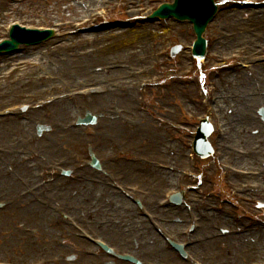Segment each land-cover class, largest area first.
Masks as SVG:
<instances>
[{"label":"rangeland","instance_id":"obj_1","mask_svg":"<svg viewBox=\"0 0 264 264\" xmlns=\"http://www.w3.org/2000/svg\"><path fill=\"white\" fill-rule=\"evenodd\" d=\"M80 1L78 4L76 0H22V4L20 5H12L9 6L8 0H0V3L2 4V8L0 9V26L4 25L5 22L10 17H16L18 19H21L23 23L28 24H34V25H40V26H48L51 27L55 23L58 22H65L66 20H79L86 16L88 13L87 10L89 9H97L101 4L102 0H78ZM106 1V0H105ZM137 1L138 6L135 7V5L131 4V0H119V3L121 5V8L125 11L127 8H130L131 10L129 13H123V18L121 19L122 24H127L130 21H134V16L148 13V10H151V8H156L159 3H156L153 0H133ZM165 2H170L171 0H164ZM140 6V7H139ZM140 8L141 13L134 9ZM79 11V12H78ZM135 11V12H134ZM256 11V10H255ZM131 12H134V16L131 14ZM230 12V11H229ZM228 13V12H227ZM225 13L224 21L226 28L224 29L225 33H231L235 31H239L241 28H233V27H240L238 23V18L241 20V22L245 21L247 23L248 16H253V11L244 10V11H231V15ZM257 15V17L254 19H251V25L249 26V30L243 32V35L239 39H235V48L239 47L240 45H243L244 42H248L253 44L256 48H258L261 44H263L262 41H260L259 36L264 37V21L260 20V18L264 17V11L257 10V12H254ZM238 16V18H235L234 16ZM248 15V16H247ZM112 21L111 17H107L105 21L102 22H110ZM119 22V23H120ZM237 22V23H235ZM125 26V25H122ZM224 26V27H225ZM189 30L186 25H180L173 22H165L164 23H155V24H148L145 26H135L133 28H127L122 27L113 30L108 31H102L99 35L98 33H95L94 35H88L83 38H68L62 43L58 49L53 48L51 43L46 44L40 49L33 48L29 51H26L22 53L19 56H15L12 62L15 63V65L19 62H24L22 66L19 68V71L15 74L14 77L9 78L7 76L8 74V68L4 69V78L0 79V109L8 106L9 104L18 103L23 104L24 100L18 98L20 96L27 95L28 96V104H31L32 108H37L36 106L38 104H41V102L44 100L43 98H46L51 95H59L66 93L70 88V86L77 85L79 81L86 79L88 82H92L95 80L96 76L90 74L92 73V69L103 67L105 65H109L113 63V65H123V67L120 69L123 72H121L120 76L114 77V80H118L120 78H126L128 79L130 76H132L133 68H135V71L139 69L141 65L149 66L151 62L158 63V68L155 72V75H165V74H173L176 77H179L183 70H185L189 65L190 61L188 59L187 54H179L177 55L172 61L168 60H162L159 56L160 52L163 51L165 48H167L169 45H175V43H185L188 44L190 40L193 37L192 32L190 33L187 31L185 33V30ZM68 30V29H66ZM129 32H133L132 34H129ZM250 34V35H248ZM67 36V35H65ZM125 37V38H124ZM135 37V39H133ZM122 38V39H120ZM58 43V41L56 42ZM54 49L59 50L54 53ZM30 54V55H28ZM53 54V55H52ZM147 58H146V57ZM166 62L164 66L160 62ZM117 62V63H115ZM51 64L50 67L56 68L50 70L52 73L49 74L48 72L42 71V68L47 66L48 64ZM34 65V66H33ZM181 65V66H179ZM5 66L4 63L0 62V69ZM17 67V66H16ZM37 68V69H36ZM45 70V69H43ZM256 74H258L257 71H255ZM199 72L197 70L194 71V74L191 77H188L184 80H187L186 83H184L183 79L182 81L175 82H166L165 84H162L160 87L151 90H144L140 91L138 88L129 89L128 91H121L116 92L118 99L125 100L126 103H114L115 105H111L112 102L104 104L105 107L102 108L100 106H97V108H94L93 106H89L87 103V100L80 99L75 100L76 107H79L81 110L92 109V112H107L110 109L116 107L117 113L120 115H125V117H128L130 120V124L133 122L132 120L135 119V123L128 126L129 128L132 127V129L135 126V129L142 126H147L148 130H150V133H153V127L157 128L158 125H156L154 122L155 120L151 119L148 115L142 113L140 108H146L150 111H152L153 116H162V117H168V109L171 108L174 110H177L178 104H179V98L184 99L189 106L195 107L197 110H202V106L200 103L199 98L195 95V87H199V82L197 81ZM205 74L206 72L203 71ZM42 77H48L49 79L44 80L43 83L38 81V76ZM154 74H149V76H152ZM89 76V78H87ZM56 77V78H54ZM45 79V78H44ZM11 80L15 81V85L11 86L10 82ZM49 80V81H48ZM195 82V83H194ZM259 82L263 85L264 88V82ZM253 84V82L251 81ZM35 84V85H34ZM46 84L47 89L45 90L42 86ZM195 84V87H194ZM39 85V86H38ZM51 88V89H50ZM182 89V92H180ZM53 90L54 92H52ZM253 90V87H252ZM15 97V98H12ZM135 98L138 99L136 102V108L135 104L132 103V100ZM103 99V98H102ZM12 102V103H10ZM140 102L141 104H139ZM125 104H127L129 109V112L125 114V112L120 109L119 106L123 107ZM112 107H111V106ZM164 106V108H160ZM166 106V107H165ZM102 108V109H101ZM256 106L254 107V109ZM137 109V113L134 112V110ZM145 109V110H146ZM51 111L53 109L45 108L42 112V117L36 116L37 113L34 111H30L26 115V119H30L26 124L28 125L26 130L24 132H18L14 130H18L20 127V124L23 120H16L9 118L6 121H0V147L4 146L9 149H12L15 145H17L24 137H27L30 135H33L34 131V125L38 122L43 121L45 124L49 125V127L53 128L52 122H58V124L62 123V127H64V124L66 126V123L71 120L72 118V108L70 106V110L66 116H64L63 119L60 118H54V121H46L47 112L48 114H51ZM137 116V117H136ZM140 116V117H139ZM141 119H139V118ZM131 118V119H130ZM143 118V119H142ZM152 126V127H151ZM123 127V124L122 126ZM14 129V130H12ZM108 130V129H107ZM155 130V129H154ZM85 130H76L71 131V134H74L76 138V144L66 147L64 146V143L60 142L57 145H54L55 147L47 148L49 150H58L61 149L59 156L62 155H70L72 152L81 153L84 156L85 149L87 148L82 141L83 136L81 137V133ZM91 134L93 137H96L100 132L99 127H93L90 129ZM54 129H52L51 134H48L46 138L49 137L52 138L54 135ZM68 132L66 129L61 132L58 131L55 133V136L58 135H64L67 136ZM106 132V131H105ZM166 130L162 132L160 128H158V131L154 132V134H157V136L160 138L161 142L165 143L166 139ZM112 133L110 130L106 132ZM126 134V131L121 132L118 134L117 138H113V142L118 141L119 143L113 147L110 148V143L106 146H108L107 149L101 152V155H106L111 151H118L123 144V135ZM135 134V133H134ZM139 134V133H138ZM171 135H174L171 133ZM54 137V136H53ZM105 139V137H104ZM135 146L138 144V142L143 141V137L138 136L135 134ZM52 142L53 138H52ZM92 142V141H91ZM32 146H35V142L31 143ZM244 147H247V145L244 144ZM21 148L22 145H21ZM248 148V147H247ZM111 149H117V150H111ZM158 150H162V148H157ZM156 149V150H157ZM155 150V151H156ZM153 148L146 149L147 156H151L153 152H155ZM184 153H186L184 151ZM82 156V157H83ZM126 166V164H125ZM119 167L115 166L113 169L115 172L119 174ZM143 166H136L134 172H153V175H156L155 171H151V169L142 168ZM40 168V167H37ZM13 173L21 175L22 171H20L15 166L12 167ZM11 173H9L10 175ZM7 174V176H9ZM138 175V174H137ZM135 174H131L129 176H125V183L132 185V184H140L145 189H150L153 187L152 182H144L142 179L138 178ZM11 180L14 181L13 176H10ZM37 182V180H33V183ZM66 182V181H65ZM58 183V182H57ZM56 183V184H57ZM68 184V182H67ZM52 187V186H51ZM50 187V188H51ZM168 187H163L160 189V191L166 190ZM18 191H22L21 188H18ZM3 193V192H2ZM41 197L47 196V203L54 205V202L60 203V207H63L61 205L63 202L67 201L64 200L67 198L66 193H53L49 192L48 194L40 195ZM29 200V199H28ZM18 204V203H17ZM22 205V204H21ZM21 208V206L16 205L11 209H8L7 211H4L0 213V254L2 252L13 254L14 257H23L24 260H27V262L30 261H36L41 256H48L51 257L55 255L57 252H63L66 251L64 249H54V241L59 238V236L56 234L59 231H56L58 229H62L61 222L60 224L56 225L55 221L54 224H52L51 218L48 220H44L45 222H50L54 227H56L54 230L52 228H49L44 231V223L40 222V216L39 217L34 216V219H26L21 213L24 212L27 209H16V207ZM73 206L79 207L82 205L74 204ZM40 207V206H37ZM30 208V207H29ZM41 208V207H40ZM42 209V208H41ZM45 209V208H44ZM78 220H80L82 217L81 213H83V208L78 209H72ZM16 211H19L18 213ZM53 219V218H52ZM43 227V231H42ZM53 227V228H54ZM64 228L68 229V231H72L68 228V226H63ZM23 228H37L41 230L40 235L37 237H31L24 235L22 233ZM183 228L180 227L179 229ZM51 230V231H50ZM50 231V232H49ZM60 233V232H59ZM50 234V235H49ZM48 235L50 237H48ZM53 235V236H52ZM65 239H68V236L65 235ZM131 239V238H129ZM67 241V240H66ZM75 241V239L73 240ZM235 242L234 240L231 242ZM250 242V238H246L242 241L241 244L243 247H246ZM70 244V241H67ZM236 243V242H235ZM221 244H228L226 242H222ZM22 245V247H21ZM25 247V249H24ZM53 247V248H51ZM27 250V251H26ZM25 251V253H24ZM239 256H244L248 259V261H254L257 259H264V252L259 254H250L246 252H241L236 258H230L226 255H221L217 257L218 261L217 263H224V264H237L240 263ZM76 258V257H75ZM142 258H145L147 260H152L149 256H143ZM154 259V258H153ZM17 261V260H16ZM92 262L98 263L97 260H90ZM66 264V263H62ZM68 264H72L71 262Z\"/></svg>","mask_w":264,"mask_h":264},{"label":"bare ground","instance_id":"obj_2","mask_svg":"<svg viewBox=\"0 0 264 264\" xmlns=\"http://www.w3.org/2000/svg\"><path fill=\"white\" fill-rule=\"evenodd\" d=\"M0 7H1V5H0ZM132 33L133 32H129V34H132ZM120 39H122V38H120ZM133 39H135V37ZM258 73H259V75L261 77V80L264 81V67H262V66L259 67L258 68ZM242 80H244V81H242ZM240 81H242L243 84L242 83L241 84L244 85L245 87H242V86L239 85ZM233 82H234L232 84L233 89L235 91H237V92L240 93V92H242V89H244V88H246L247 86L250 85V77H248V76L234 77ZM93 102H94V104H95V102H100L98 106H100L102 108L105 107L104 104L109 103V102L110 103L111 102L112 103H115V102L116 103H120V102L126 103L125 100L118 99L117 94H108L103 99L102 98L94 99ZM235 103H236V105H234V107L237 108V109H239L242 112V116L240 118L238 117L239 118L238 119L237 117L235 118L234 113H230L229 111H227L226 114L228 115L229 119H237L238 120L237 123L240 125V128H239L240 130L238 131V137H239V139H241V140H245L246 138L247 139H252L253 141H255L256 143H258L260 145V148L259 149H256L257 152H255L254 157L248 159L250 162L257 163L258 162V159H259V156L261 154H264V140H263V135L261 133H259L258 138L257 137L254 138L253 136H250L247 133H245V134H241V133H243L244 130L247 128L246 120L250 119L249 118L250 116L248 115V110L252 109V107H255L256 106V103H258V105L259 104L261 105L262 103H264V98L258 99V98H246L245 97V98H243L242 101H240V102H234L233 104H235ZM126 107H128L127 104H125L123 107H121V109L124 110ZM69 108H70V106H69L68 103H66V102L59 103L58 106L56 108H54L55 117L56 118H60L58 116V113L59 112H64L65 115H67V113L69 112ZM245 108L247 109V111L245 110ZM126 112H128V111H126ZM106 120H107L106 118H102L101 121L104 124V122L106 123ZM120 123H121V121L117 118V119L114 120V122L112 124H108V123H106V124H107V126H111L110 128H108V130H111L112 132H115V134H119L120 133L119 132V128H120L119 125H120ZM252 123H254V122L251 121V120L248 123V125H249V128H248L249 130L248 131L249 132L251 130H256L257 128L260 129L259 127L256 126V124H252ZM21 125H23L24 128H27V126H28L27 124H21ZM127 133H130L132 135L134 133L135 134H138V133L139 134H144V136L148 137L149 142L151 143V140H150V137H149V134H151V133L148 130V128L146 129L145 126L142 127L141 129H139L138 126H137V128L135 129V131L132 130V129H130V131L128 130ZM174 150L175 151L177 150L176 149V146H174ZM176 155H178V154L176 153ZM248 160L247 159H242V161H240V163H243L244 164V163L248 162ZM237 163H239V162H237ZM24 171H26L27 177H29V178L32 179V174H30V173H32V171L30 170V168H29L28 165H25V170ZM2 178L6 182H8L10 186L16 187L13 182H10L9 178H7V179L4 178V173L0 171V181H1ZM146 180H153V181L156 182L157 185L158 184H164V183H167L168 181L172 180V175L171 174H168V173H162V174H160V176L155 177V179H150L149 176H146ZM1 188H2V186H1ZM80 188H81V186H77V188H75L76 189L77 196H75L73 198L74 203H79L80 202V199L85 198L86 197V192H88V191H94L95 192L98 189L99 190L102 189L100 187L94 188V187L89 186V185H85L84 186V189L85 190H83V191H81ZM56 189L57 188L55 187L53 190L57 191ZM112 198L114 200H120V198L119 197H116V196L115 197H112ZM116 208H119L120 209V206H118ZM17 212H19V211H17ZM115 212L116 213H119V210H116ZM173 212L174 213H178L180 215L184 214V212L182 213V212H178L176 210H174V211H171V210H169V211H162L161 213L164 216V215H168L166 213H173ZM19 213H21L23 216H27V217H30L32 219H34V216L37 217V215H42V218L39 219V221L46 220L50 216V213L48 211H43V209H41V208H39L37 206H31L30 208H27L26 211L19 212ZM181 217H183V215ZM219 218L222 219L223 217H219ZM126 219H127V223H130V224L131 223H135V227L134 226H130L129 227L130 228L129 230H130L131 233H134V234L137 233L138 236H140L139 238L141 240L139 241V244L137 246V251H138V253L140 255H143V254L144 255H152V256L157 257V258H160V259H163L165 257H169L170 256V253H166L165 250H163L161 241L157 237H155L149 231H148V234L149 235L150 234L153 235V239H151L152 240V243H153V246L150 247V248H146V246L144 244V237H145L144 234H146V232H144L143 234H140L136 230V228L146 229V227L143 225V221L141 219H137L134 216H128V218H126ZM102 231H103L102 233L104 235H106V236H111V235L118 234V236H120L122 239H124L122 237V235H121V233H120L119 230H115V229L111 228L110 230H105L104 229ZM252 239H253L252 242H254L255 245H257V247L260 250H264V233L263 232L254 235L252 237ZM198 248L199 247H196V250ZM217 249L218 248H215V247H208L206 249V251H208V253H210L212 255L213 252H215ZM222 250L225 251V252H228L227 254L232 255L233 253L237 252V246H235L234 244H229V245H226V246H223V247L221 246V251Z\"/></svg>","mask_w":264,"mask_h":264}]
</instances>
